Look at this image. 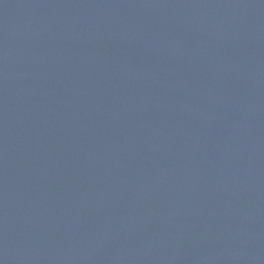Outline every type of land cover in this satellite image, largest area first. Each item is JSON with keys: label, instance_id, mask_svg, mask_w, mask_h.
Masks as SVG:
<instances>
[{"label": "water", "instance_id": "obj_1", "mask_svg": "<svg viewBox=\"0 0 264 264\" xmlns=\"http://www.w3.org/2000/svg\"><path fill=\"white\" fill-rule=\"evenodd\" d=\"M0 264H264V0H0Z\"/></svg>", "mask_w": 264, "mask_h": 264}]
</instances>
